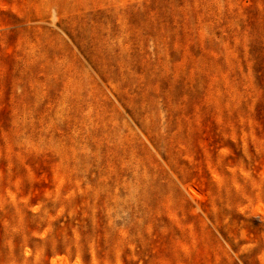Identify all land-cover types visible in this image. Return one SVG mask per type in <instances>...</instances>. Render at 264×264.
<instances>
[{"label":"rangeland","instance_id":"374dc122","mask_svg":"<svg viewBox=\"0 0 264 264\" xmlns=\"http://www.w3.org/2000/svg\"><path fill=\"white\" fill-rule=\"evenodd\" d=\"M0 264H264V0H0Z\"/></svg>","mask_w":264,"mask_h":264}]
</instances>
